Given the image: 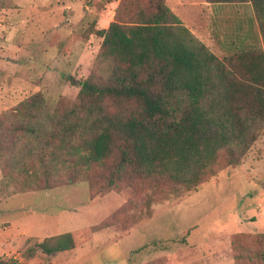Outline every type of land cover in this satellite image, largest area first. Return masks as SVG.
I'll return each mask as SVG.
<instances>
[{
    "label": "rangeland",
    "instance_id": "374dc122",
    "mask_svg": "<svg viewBox=\"0 0 264 264\" xmlns=\"http://www.w3.org/2000/svg\"><path fill=\"white\" fill-rule=\"evenodd\" d=\"M163 3L217 59L238 51L263 53L248 0H180L176 11L174 0ZM151 11L148 0H0V259L17 264H236L237 254L246 261V246L253 257L264 251L263 240H245L264 234V127L236 166H226L223 154V167L188 190L159 175L139 174L127 162L110 178L120 147L89 171L81 167V181H74L69 167L48 190L29 187L32 178H6L16 140L23 136L27 145L37 143L34 138L54 125L47 114L57 120L69 116L81 83L104 80L100 69L105 64L97 57L101 38L95 31L112 20L132 24L138 12ZM134 106L104 101L100 109L114 116ZM35 125L47 129L27 135L25 128ZM51 136L47 141L55 146L69 138L72 146L80 142L60 126ZM61 158L70 159L67 165L79 161L76 152ZM63 233L71 235V249L49 256L35 249L30 258L23 257L28 247Z\"/></svg>",
    "mask_w": 264,
    "mask_h": 264
},
{
    "label": "trees",
    "instance_id": "16d2710c",
    "mask_svg": "<svg viewBox=\"0 0 264 264\" xmlns=\"http://www.w3.org/2000/svg\"><path fill=\"white\" fill-rule=\"evenodd\" d=\"M148 1L152 8L149 15L138 12L132 24L112 20L105 29L95 31L101 38L97 57L105 64L100 69L104 80L100 83L93 78L81 83L69 116L57 120L55 115L47 114L46 119L54 125L41 131L44 136L34 138L37 143L27 145L23 136L17 139L15 158L9 163L11 170L5 172L6 178H32L34 183L29 187L48 190L71 168L69 175L81 181L79 172L99 165L116 147L118 151L120 147V157L110 178L118 176L127 162L136 166L139 174L159 175L187 190L223 167L221 155L227 156L226 166L238 164L264 127V0H248L263 53L238 51L223 60L194 38L163 0ZM104 101L135 106L125 109L122 115L111 116L100 109ZM59 126L70 136L75 134L79 144L72 146L70 138L63 145L49 143L48 139H54V128ZM40 129L47 128L35 125L24 131L35 136ZM117 138L122 142L115 143ZM62 146L68 148L66 153ZM73 151L82 162L79 168L77 159L67 165L70 159L61 158ZM29 159H33L31 168L26 167ZM25 186L26 191L31 189ZM249 239L264 241V234L245 238ZM233 243L236 247V239ZM71 248V235L63 233L28 247L29 255L23 257L30 258L35 249L49 256ZM260 250L253 257L246 246V261L237 254L236 264H264V251ZM0 264L17 262L0 259Z\"/></svg>",
    "mask_w": 264,
    "mask_h": 264
},
{
    "label": "crops",
    "instance_id": "0c3cea01",
    "mask_svg": "<svg viewBox=\"0 0 264 264\" xmlns=\"http://www.w3.org/2000/svg\"><path fill=\"white\" fill-rule=\"evenodd\" d=\"M179 3H180V0H174L173 7H171L173 11H176L177 10L176 7L179 6ZM97 23H98V25H103L104 24V19L99 18L98 21H97Z\"/></svg>",
    "mask_w": 264,
    "mask_h": 264
}]
</instances>
